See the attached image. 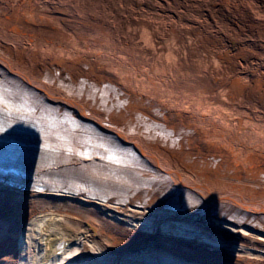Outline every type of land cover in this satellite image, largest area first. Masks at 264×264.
Instances as JSON below:
<instances>
[{
	"label": "bare ground",
	"instance_id": "obj_1",
	"mask_svg": "<svg viewBox=\"0 0 264 264\" xmlns=\"http://www.w3.org/2000/svg\"><path fill=\"white\" fill-rule=\"evenodd\" d=\"M159 2L0 0V64L8 69L0 133L35 136L28 154L56 185L23 191L0 183L12 204L7 227L20 239L0 264H264V214L255 217L264 207V0H219V19ZM53 60L76 63L62 69ZM12 66L26 74L9 75ZM83 77L100 91L76 88ZM103 95L112 100L94 125L110 127L96 133L102 146L81 174L84 162L68 156L57 125L86 119ZM52 106L57 113L41 115ZM138 115L161 124L146 140ZM113 139L120 151L110 150ZM174 140L176 148L166 144ZM134 148L148 164H132ZM135 175L144 187L151 177L168 184L184 209L119 203L116 181ZM106 179L116 194L108 201L94 193ZM208 204L221 215L204 210Z\"/></svg>",
	"mask_w": 264,
	"mask_h": 264
},
{
	"label": "rangeland",
	"instance_id": "obj_2",
	"mask_svg": "<svg viewBox=\"0 0 264 264\" xmlns=\"http://www.w3.org/2000/svg\"><path fill=\"white\" fill-rule=\"evenodd\" d=\"M148 1H150L152 4L160 5L159 0H148ZM169 1L172 3V7L175 8V9H182L183 11L190 12V13H202L204 10H208L213 15H215L217 17V19H219V16L217 15L215 7H214V4L218 3L219 0H169ZM10 48L11 47H8L7 49H10ZM6 50H5V52H6ZM9 52H11V51H8L7 53L10 54ZM5 55H7V54H5ZM5 55L4 56H0V58H2V59H0L2 61V64H4V60L7 59L6 58L7 56H5ZM54 62L59 64V65L69 66V67L74 66L75 63H76L74 61H61V62L54 61ZM9 70L11 72L15 73V74H18V75H20V74H24L25 75L26 74V72H24V71H23V73H21L18 70V68L15 67V66H12V68H10ZM91 118L92 119H98V118H94V116L93 117L91 116ZM146 150H148V149L146 148ZM161 166L163 167V165H161ZM164 169H166V168H164ZM166 170L170 173V172H172L171 170H173V169H168L167 168ZM87 242L88 241L83 240L82 244H85Z\"/></svg>",
	"mask_w": 264,
	"mask_h": 264
}]
</instances>
